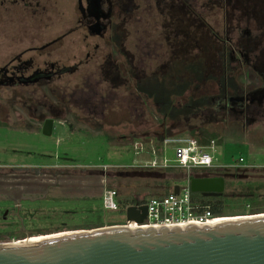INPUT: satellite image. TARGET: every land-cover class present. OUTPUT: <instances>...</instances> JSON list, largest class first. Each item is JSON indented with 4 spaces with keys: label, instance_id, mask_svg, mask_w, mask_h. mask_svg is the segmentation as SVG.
Segmentation results:
<instances>
[{
    "label": "rangeland",
    "instance_id": "obj_1",
    "mask_svg": "<svg viewBox=\"0 0 264 264\" xmlns=\"http://www.w3.org/2000/svg\"><path fill=\"white\" fill-rule=\"evenodd\" d=\"M215 16L207 20L217 27ZM121 26L124 34L114 33L105 47L107 60L95 59L50 86L0 85V242L126 224L122 202L187 181L185 172L169 170L178 167L170 164L172 144L158 139L164 130L165 136L196 128L215 133L207 151L225 178L221 215L264 212V65L254 62L260 47L243 55L246 66L232 64V75L255 89L244 118L228 107L201 110L217 81L206 77L201 56L168 61L164 18L147 0L137 1ZM235 82L224 74L220 91ZM153 102L160 103L156 113ZM43 111L53 119L49 135L41 131ZM159 112L178 121L160 123ZM206 170L214 169L195 172ZM106 187L117 192L119 209L103 205Z\"/></svg>",
    "mask_w": 264,
    "mask_h": 264
},
{
    "label": "flooded vegetation",
    "instance_id": "obj_2",
    "mask_svg": "<svg viewBox=\"0 0 264 264\" xmlns=\"http://www.w3.org/2000/svg\"><path fill=\"white\" fill-rule=\"evenodd\" d=\"M137 1L141 0H0V85L50 86L66 75H74L95 59L107 60L105 47L114 33L124 34L121 23ZM147 2L150 10H156L164 19L172 15V9L182 8H190L206 20L210 13L212 17L218 16L219 26L210 25L208 20L207 23L216 40L228 50L231 68L235 67L232 66L235 62L246 66L243 55L258 46L254 62L264 65V0ZM237 35L244 36L242 43L237 42ZM237 45L244 49L242 55L237 53ZM62 69L67 70L61 72ZM34 71L39 73L36 81L21 82L19 77H28ZM230 75L236 80L235 84L225 86L222 93L216 88L210 97L215 98L213 107H228L245 118L247 103L253 97L250 92L255 89ZM246 78L250 80L248 75ZM240 123L244 126L242 120Z\"/></svg>",
    "mask_w": 264,
    "mask_h": 264
},
{
    "label": "water",
    "instance_id": "obj_3",
    "mask_svg": "<svg viewBox=\"0 0 264 264\" xmlns=\"http://www.w3.org/2000/svg\"><path fill=\"white\" fill-rule=\"evenodd\" d=\"M38 77L34 71L19 78L31 83ZM52 128L53 119L45 118L42 133L49 135ZM187 181L190 191L203 196L223 190L220 176H190ZM172 191L177 192V184ZM146 215V204L125 208L127 223L141 226ZM126 224L61 231L37 242H0V264H264V216L182 227Z\"/></svg>",
    "mask_w": 264,
    "mask_h": 264
},
{
    "label": "trees",
    "instance_id": "obj_4",
    "mask_svg": "<svg viewBox=\"0 0 264 264\" xmlns=\"http://www.w3.org/2000/svg\"><path fill=\"white\" fill-rule=\"evenodd\" d=\"M170 13L172 15L164 19V29H165L164 35H165V40H166L165 42L169 48L168 58L169 59L179 58L182 60H187L193 57L201 56L205 61L206 77H208L209 80L217 79L219 83V87L217 86V89L219 93H222L220 91L221 89L220 88L221 87L220 78L223 77L224 74H227V75L232 74V68H231V65H229L230 59L228 55V50H226L224 46H222V44L218 42V40H216L217 38L211 32V29L208 26L207 20L204 17H201L200 14L199 15L196 14L190 8L188 9L182 8L180 10L172 9ZM237 36L239 37V40L237 42L242 43L244 36L243 35H237ZM236 48H237L236 49L237 53L239 55H242V53L245 52L244 49L241 47V45H237ZM210 51H212L213 53L211 54ZM210 55H212V61L208 58ZM240 62H242V58ZM161 71L163 70L161 69ZM205 80L206 79H204L203 82ZM223 89H224V86H223ZM213 94L214 93L207 94V95L211 97ZM213 106H214V102H212L209 98V103L201 104V109H205V108H209ZM164 115H166V113H164ZM46 116H47L46 113L42 112L40 118L44 119ZM171 120L177 121L178 119L176 120L171 119ZM208 122L211 124L212 123L214 124V122H218L219 125L223 126L222 127L223 129H225V127L227 128L229 127V126H226V122L224 121V119H221V118H219L218 120H216L215 118H211L208 120ZM1 123H6V122H1ZM239 125H242V124L240 123ZM233 126H236V125H233ZM248 129L250 130L251 127ZM212 135L210 132H207V130H205L204 128L200 130L199 132L189 131L186 134L177 133L176 135H171V136L192 137L196 140L197 144L206 145L210 140V139L209 140L207 139L208 136H212ZM163 137H170V136H165V130L163 134L159 135V138L158 137L157 138L163 139ZM196 169H199V168L190 169L188 173L185 174L186 177H190V176H220L222 177L223 176V174L216 168H208V169H214V170H211V171L206 170L202 173L195 172ZM169 170L170 171L179 170V171L185 172L183 168H169ZM222 178H223V187H224L225 178L224 177ZM222 192L220 195H217V196H203L199 192L190 191V197L192 201H195L201 205H208L210 212L213 216H223L221 215V213L223 210V203H224L225 198H223L224 196ZM165 193L166 191L161 195H155V196L160 197V196H163ZM117 200H118V195H117ZM145 201L146 200L135 201L134 199H131L130 203L122 202L123 205H121L120 204L121 202L118 200V204H120L121 209H123V207H126L128 204H135V203L143 204L145 203ZM262 209H264V206L263 208H260V210ZM259 213L263 214L261 211ZM243 215L244 214L237 215V216H243ZM224 216H228V215H224ZM50 234H53V233H50ZM44 235H48V234H44ZM35 236H41V235H35Z\"/></svg>",
    "mask_w": 264,
    "mask_h": 264
},
{
    "label": "built area",
    "instance_id": "obj_5",
    "mask_svg": "<svg viewBox=\"0 0 264 264\" xmlns=\"http://www.w3.org/2000/svg\"><path fill=\"white\" fill-rule=\"evenodd\" d=\"M162 143L172 144L173 158L171 165L183 168L186 172L192 168H217L214 158L207 150H213L214 140L210 139L206 145L197 144L192 137L170 136L163 137ZM242 158L238 157L231 164L236 165ZM166 165V160H163ZM169 163V162H168ZM188 180V177H186ZM103 205L108 210L119 209L117 192L111 187H106L102 195ZM139 204V203H135ZM147 215L142 225L148 226H186L190 224L204 225L214 219L208 205H201L191 200L188 181L177 184V192L171 189L160 197H149L145 203Z\"/></svg>",
    "mask_w": 264,
    "mask_h": 264
},
{
    "label": "bare ground",
    "instance_id": "obj_6",
    "mask_svg": "<svg viewBox=\"0 0 264 264\" xmlns=\"http://www.w3.org/2000/svg\"><path fill=\"white\" fill-rule=\"evenodd\" d=\"M262 213L263 214L255 213V214H251V215L231 216V217L215 216L214 219L206 222L204 225H213V224H217V223H220V222H224V221H228V220H237V219H241V218L264 216V212H262ZM125 226H128L130 228H137V227H147L148 225H141V226H139L135 221L131 220ZM64 232H68V231H64ZM59 234H62V232L61 233L48 234V235H41V236H32V237H28V238H25V239L16 240V242H18V243H23V242H37V241H40V240H42L44 238H48V237H52V236H57Z\"/></svg>",
    "mask_w": 264,
    "mask_h": 264
},
{
    "label": "crops",
    "instance_id": "obj_7",
    "mask_svg": "<svg viewBox=\"0 0 264 264\" xmlns=\"http://www.w3.org/2000/svg\"><path fill=\"white\" fill-rule=\"evenodd\" d=\"M139 93H141V92H139ZM140 96V95H139ZM210 100H211V98H210ZM212 101V100H211ZM154 103V102H153ZM159 104L160 103H154L153 105H154V107H155V110H154V112L156 113L157 111H156V109L159 107ZM179 105H181V104H179ZM179 105H176V106H179ZM173 106H175L174 105V103H173ZM214 107H209V108H207V110H211V109H213ZM202 110V109H201ZM200 111V110H199ZM198 113V112H197ZM197 113H195V114H197ZM159 114H160V116H161V122L160 123H163V121L165 120V119H169L170 121H171V119L170 118H167L165 115H164V113L163 112H159ZM167 114V113H166ZM212 114H213V112H212ZM212 114H210V115H212ZM194 115V114H193ZM209 115V118L211 117ZM163 118V119H162ZM186 118V117H185ZM184 119V118H183ZM182 119V120H183ZM209 120V119H208ZM178 121V120H177ZM177 121H173V122H177ZM170 129H172V128H170ZM185 131V130H184ZM200 130L199 129H195L194 130V132H199ZM164 132V131H163Z\"/></svg>",
    "mask_w": 264,
    "mask_h": 264
}]
</instances>
